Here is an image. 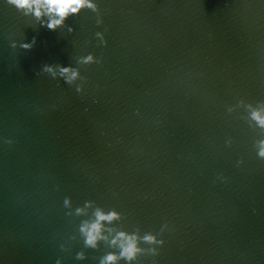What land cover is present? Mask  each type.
I'll return each instance as SVG.
<instances>
[{"label": "water", "instance_id": "obj_1", "mask_svg": "<svg viewBox=\"0 0 264 264\" xmlns=\"http://www.w3.org/2000/svg\"><path fill=\"white\" fill-rule=\"evenodd\" d=\"M52 17L0 0V264H264V0Z\"/></svg>", "mask_w": 264, "mask_h": 264}, {"label": "clouds", "instance_id": "obj_2", "mask_svg": "<svg viewBox=\"0 0 264 264\" xmlns=\"http://www.w3.org/2000/svg\"><path fill=\"white\" fill-rule=\"evenodd\" d=\"M11 3L15 4L19 8L26 9L28 11L34 12V14L39 17L42 14V11L45 14L55 13L59 18L52 17L49 22V27H55L62 22V19L69 12H77L82 6L88 4L91 6V0H10ZM67 71V69H65ZM254 116L258 120H260L261 124H264V118L260 117L258 113H253ZM117 213H103L101 211H97L98 219L93 222L90 226L87 224L84 226L85 230L88 232V243H94L97 238V235L100 231L101 220H112ZM120 236H125V233H119ZM146 239H152V237H146ZM137 251L135 245V237H128V243L124 246L123 255H127L131 258L135 252ZM107 260H115L116 256L113 254H109L106 258Z\"/></svg>", "mask_w": 264, "mask_h": 264}]
</instances>
